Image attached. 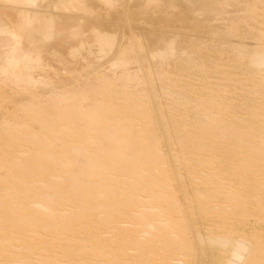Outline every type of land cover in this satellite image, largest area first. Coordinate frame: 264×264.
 I'll use <instances>...</instances> for the list:
<instances>
[{
  "label": "bare ground",
  "instance_id": "1",
  "mask_svg": "<svg viewBox=\"0 0 264 264\" xmlns=\"http://www.w3.org/2000/svg\"><path fill=\"white\" fill-rule=\"evenodd\" d=\"M263 42L264 0H0V264H264V86L230 117L203 55L262 83Z\"/></svg>",
  "mask_w": 264,
  "mask_h": 264
},
{
  "label": "rangeland",
  "instance_id": "2",
  "mask_svg": "<svg viewBox=\"0 0 264 264\" xmlns=\"http://www.w3.org/2000/svg\"><path fill=\"white\" fill-rule=\"evenodd\" d=\"M157 15H159V14H157ZM157 15L155 14L154 16L157 17ZM168 30H170V29H168ZM190 39H191V41L194 42V38H190ZM183 45L185 46L184 43H182L179 46L182 47ZM263 45H264V42H263ZM185 47H188V46L186 45ZM203 55H205L204 56L205 57L204 59L206 61L208 60L210 62L209 63L207 61V63L213 65V70H212V73L209 75L208 83L210 84L211 88H213L215 91L216 90L219 91V92L217 91L218 92L217 93L218 95L217 94L215 95L216 98L219 99L221 103H225V102H229V103L230 102H235L234 104H236V106H238L237 110L233 111L235 114L234 115H229L230 117H241V114L240 113H241L242 109H244V107H246L249 102L255 101L254 104L256 103L255 105H258V103L260 101V96L257 94V91H258V88H261V85L264 86V80L261 83L258 78H255V76L253 75V73H251L249 75H246V74L242 73V71L239 70V67L238 66L233 65L232 63H230L231 62V59L225 53L224 54H220L219 52H209V51L207 52V51H205ZM206 55H208V56H206ZM62 57L63 56L60 57L61 60L63 61L61 63H58L57 62V64H56V63H54L55 60L53 61V65L55 66V64H56V66H55L56 68L57 67L58 68L61 67L60 69H58V73H57V75L59 76V77L57 76V79L58 78H61L60 80H62V79H68V78H66V77H68V75L66 76L65 69H67V68L69 69L70 66L72 67V65H69V63L66 61L68 58L66 59V57L65 58L63 57L64 58L63 59ZM199 59H200V57H199ZM204 59H200L199 62L200 63L202 61L204 62ZM223 59H224V61H223ZM228 59H229V61H228ZM101 62H103V61H101ZM156 62H158V61L157 60H152V64H156ZM168 62H170V63H168ZM167 63L162 64V65L161 64H157V66L155 65V67L157 69L160 68V70H157L156 69L157 70V74L152 77L153 85L155 87V90H154L155 93L154 94L156 95L157 103H159L158 105H161L163 108H166L167 109L172 104H174L173 103V100H175L177 104H178V102H180L179 104H182V105L185 104V108H181V110H180L181 112L178 111L179 113L175 112V114L177 116L173 114L174 112H170V113H166L165 114L166 117H170V116H173V117L174 116H176V117H178V116L179 117L184 116L185 117V115H186L189 119L191 117V120H192L191 123L192 122H201V121H203L206 113L205 112H202V111H200V112L194 111V108H193L194 103L193 102L195 100H193V99H198L199 98L200 100H203V99H205V97H201L200 98V97H197V96L191 94L192 91L194 93V89H198L200 87L201 84H198L200 82L199 81H196L195 82V80L192 81L193 80L192 78L191 79H186V78H184L182 76L179 77L180 75L177 74V70H178L177 67L179 65L178 64H175V63H179V56L178 55L175 58L174 57L170 58L167 61ZM148 64H151V63L148 62ZM169 64H171V65H169ZM63 65H64V67H63ZM168 65H169V67H168ZM75 66H73V67H75ZM231 66H234L236 69L234 71H231V69H232V68L230 69ZM165 68H166V70H165ZM175 68H176V70H175ZM162 69H164V70H162ZM62 72L64 74H62ZM175 72H176V74H175ZM174 74L175 75H178V76H175ZM164 76L166 77V80L165 79L164 80L167 82V84L163 80V77ZM167 77L172 78V79L170 80ZM172 80L175 81L174 83H177V81L179 80L178 83L179 82L180 83L179 84L177 83L178 86L176 84H174V83H173L174 84L173 85L172 84V82H173ZM63 81H65V80H63ZM161 82H162V85H161ZM181 83L184 84L183 86L186 87L187 89L184 90V87H182V89L181 88L178 89L181 86ZM201 83H203V81H201ZM163 85H165V86H163ZM175 85L178 88L172 89L173 87H175ZM161 87H162L163 90L161 89ZM169 87L172 90H170ZM190 87H191V89L189 91V88ZM168 89L170 91H168ZM172 93H175V96H174L175 98L173 97L174 94H172ZM178 93H180V94L183 93V94H181V95L179 94L180 97H177L176 94H178ZM185 102H187V104ZM170 103H172V104H170ZM167 104H169V106ZM191 105H192V108H191ZM162 107H161V110H162ZM176 117H174V118H176ZM189 119H187V121ZM166 120H167V118H166ZM182 120H186V119L185 118H181V122H182ZM179 122H180V119H179ZM189 122H190V120H189ZM192 124H194V123H192ZM176 125L178 126V124H176ZM197 125H201V124L200 123H197ZM174 127H176V126H174ZM192 130H193V128H192ZM190 132L194 133V130L193 131L190 130ZM173 154L176 155V152L173 151ZM200 156L202 157V159L205 157V155L203 153L202 154L200 153ZM200 156H199V159H200ZM232 184L233 183H230L229 182V185H232ZM262 214H264V213L257 214L256 216L255 215L254 216H250L249 218H246L245 217L243 219V220L246 221V226H244V230L246 232H248V233H251L253 231L256 232L255 230L257 229V230H259L258 232H256L257 234L264 235V232H262V231H264L263 230L264 229V224H263V222H264L263 216L264 215H262ZM259 218H261V219H259ZM237 219H239V218L238 217H233V219L231 218V220H228L227 223L232 224ZM210 222H212V223H210ZM219 222H220L219 219H216L215 217H212L211 216V217H209L207 219L206 224H217V223L219 224ZM201 256H202V254H201ZM201 256L199 257V260L197 261V262H199L198 264H204V263L205 264H208L210 261H212L211 257H208V256L206 257V255H204V254H203L202 258H201Z\"/></svg>",
  "mask_w": 264,
  "mask_h": 264
}]
</instances>
